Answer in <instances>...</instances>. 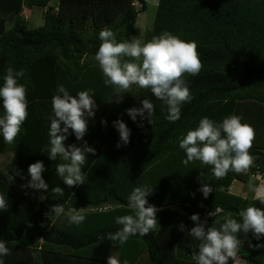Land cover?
I'll return each instance as SVG.
<instances>
[{
	"label": "trees",
	"instance_id": "trees-1",
	"mask_svg": "<svg viewBox=\"0 0 264 264\" xmlns=\"http://www.w3.org/2000/svg\"><path fill=\"white\" fill-rule=\"evenodd\" d=\"M52 1L0 0V83L8 67L23 69L19 83L28 89V115L21 132L11 144L0 136V155L12 156L0 166V195L6 201L0 208V239L10 248L5 264H107L115 252L128 264H194L191 257L199 241L187 234L195 226L193 214L206 220L207 227L218 228L227 215L241 221L239 212L248 206L264 210V195L231 192L235 181L246 183L256 172L264 177V0H157L144 42L165 31L195 41L202 63L198 75L183 76L192 99L181 106V118L174 123L166 118L168 106L150 90L132 85L117 94L106 87L94 60L103 28L112 30L118 42L137 37L136 18L146 10L147 1ZM32 8L43 11V24L30 29L23 12ZM58 84L72 95L91 89L97 105L83 140L69 135L65 141L66 148L86 141L94 149L82 165L84 184L72 188L56 174L59 158L50 160L46 151L51 100ZM144 99L154 105L153 123L140 117L133 122L126 113L142 107ZM232 114L243 117L242 123L255 131L249 150L253 164L247 172L230 170L217 178L211 165L200 161L184 165L186 154L179 141L186 132L205 116L220 123ZM117 119L131 129L126 146L113 127ZM37 161L45 166L47 192L31 188L35 194H28L23 185L31 179L29 165ZM204 184L213 188L207 198L199 191ZM142 186L152 189L147 200L158 209L154 230L144 237L131 236L123 245L109 241L107 234L121 227L114 218L134 214L128 196ZM56 187L63 193H55ZM57 204L65 207L60 216L52 210ZM217 207L222 211L209 216ZM70 208L84 209L85 221L70 223ZM237 235L240 246L228 264L237 259L264 264V247H258L264 245V237L257 240L251 232Z\"/></svg>",
	"mask_w": 264,
	"mask_h": 264
},
{
	"label": "clouds",
	"instance_id": "clouds-1",
	"mask_svg": "<svg viewBox=\"0 0 264 264\" xmlns=\"http://www.w3.org/2000/svg\"><path fill=\"white\" fill-rule=\"evenodd\" d=\"M102 41L94 56L104 77V85L113 87L117 94L127 92L132 85L140 89H148L159 100L168 106L167 120L176 122L181 118V106L190 102L192 95L183 79L184 74L198 75L202 63L197 53L195 41H186L170 33L163 32L154 36L150 41L143 42L133 37L131 40L118 42L114 32L103 28L99 34ZM134 58L125 61L124 58ZM25 75V70L6 69V74L0 83V136L6 143L11 144L21 132V126L27 118V86L19 83ZM56 95L52 97V115L47 127L48 158L61 163L56 165V174L66 186L83 185L86 179L82 172L86 157L94 153L85 141L81 146L75 144L65 146L69 135H74L77 141L83 140L88 127V120L94 118L97 108L94 93L91 89L70 94L63 84H58ZM142 107L126 110L133 121L137 117L141 120L151 119L154 105L149 99L141 100ZM147 113V116H145ZM243 117L232 114L217 123L208 117H203L195 129L188 130L180 139L179 147L184 150L186 159L182 161L188 165L193 161L211 165L215 177H224L230 170L236 173L247 172L253 164V156L249 150L255 138L254 128L242 123ZM107 124V121H102ZM113 127L119 133L120 142L127 145L130 142L131 129L122 119L113 121ZM121 147V143L117 144ZM45 166L42 161L30 164L28 174L30 181L27 187L37 191L47 192L48 184L43 179ZM55 193H63V189L56 187ZM146 186L135 187L128 196V207L134 214L115 217V223L120 229L109 233L105 237L119 245L127 243L131 236L144 237L154 230L157 224L158 209L149 203L147 197L151 193ZM199 191L207 198L213 192L209 184H204ZM253 191L260 193L256 187ZM264 203V198L261 199ZM6 206L3 195H0V208ZM56 216L65 212L63 204L52 207ZM83 210L68 209V220L72 224H81L86 216ZM222 209L217 207L209 216H215ZM241 221L231 215L223 217L224 222L217 228L207 227V221H201L199 214H193L190 219L195 224L188 231V235L199 241L197 252L191 257L194 264H228L229 258H234L240 246L238 233L251 232L260 240L264 237V210L255 206H248L239 212ZM184 225L180 230L184 231ZM104 238V239H105ZM115 246L116 244L113 243ZM264 247V245H258ZM10 254L8 242L0 239V264H5L4 257ZM107 264H128L121 260L118 252L107 258Z\"/></svg>",
	"mask_w": 264,
	"mask_h": 264
},
{
	"label": "rangeland",
	"instance_id": "rangeland-1",
	"mask_svg": "<svg viewBox=\"0 0 264 264\" xmlns=\"http://www.w3.org/2000/svg\"><path fill=\"white\" fill-rule=\"evenodd\" d=\"M147 6L146 10L144 12H141L138 14L135 22V26L138 29L139 33L136 38H139L141 41L144 42V34L145 32L149 31L152 28L155 12H156V0H146ZM55 0H53L51 3L54 4ZM136 8L139 9L140 4L135 2ZM156 3V4H155ZM43 11L39 8H32L31 10L24 11L23 16L28 21V27L30 29L37 28L43 24L42 19ZM12 156L10 154H7L6 157L0 155V166L4 165L5 162L10 160ZM263 184H264V177H260V175H255L254 178H249L246 183H241L240 181L233 182V185L231 187V192L233 194L242 195V197H259L258 194H255L252 192L250 195L251 189L260 187L261 194L263 190ZM253 186V187H252ZM23 188L26 190L28 194H35V192L30 188L27 187V184L23 185ZM260 194V195H261ZM264 195V194H263ZM234 264H245L240 259H237Z\"/></svg>",
	"mask_w": 264,
	"mask_h": 264
},
{
	"label": "crops",
	"instance_id": "crops-1",
	"mask_svg": "<svg viewBox=\"0 0 264 264\" xmlns=\"http://www.w3.org/2000/svg\"><path fill=\"white\" fill-rule=\"evenodd\" d=\"M156 3H157V0H156ZM155 3V4H156ZM253 187V186H252ZM254 188V187H253ZM260 188V187H259ZM263 191V190H262ZM252 192L255 194V191H253V189H251V191H250V195L252 194ZM256 194H258L259 195V197L260 196H263V194H264V192H262V194L261 193H256ZM261 194V195H260ZM242 196V195H241Z\"/></svg>",
	"mask_w": 264,
	"mask_h": 264
},
{
	"label": "built area",
	"instance_id": "built-area-1",
	"mask_svg": "<svg viewBox=\"0 0 264 264\" xmlns=\"http://www.w3.org/2000/svg\"><path fill=\"white\" fill-rule=\"evenodd\" d=\"M255 175H259L257 172L255 174L252 175V177H254Z\"/></svg>",
	"mask_w": 264,
	"mask_h": 264
}]
</instances>
